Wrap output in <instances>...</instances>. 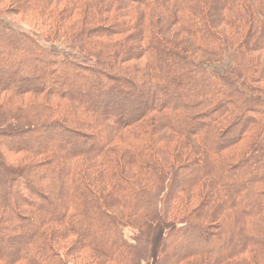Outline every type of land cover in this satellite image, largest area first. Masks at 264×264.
I'll return each instance as SVG.
<instances>
[{
	"label": "trees",
	"instance_id": "obj_1",
	"mask_svg": "<svg viewBox=\"0 0 264 264\" xmlns=\"http://www.w3.org/2000/svg\"><path fill=\"white\" fill-rule=\"evenodd\" d=\"M157 223L153 264H264V0H0V264Z\"/></svg>",
	"mask_w": 264,
	"mask_h": 264
},
{
	"label": "rangeland",
	"instance_id": "obj_2",
	"mask_svg": "<svg viewBox=\"0 0 264 264\" xmlns=\"http://www.w3.org/2000/svg\"><path fill=\"white\" fill-rule=\"evenodd\" d=\"M25 29H28V28H25ZM226 64H227V59H224L221 62H219V64L213 65V67L219 70L221 67L225 66ZM162 235H163V228L160 223H157L154 227L153 233L150 238L147 261L144 264H153L156 258V255H157V251L159 248Z\"/></svg>",
	"mask_w": 264,
	"mask_h": 264
}]
</instances>
